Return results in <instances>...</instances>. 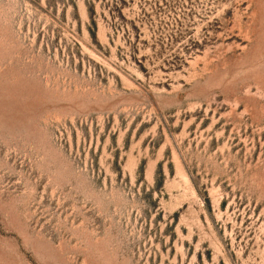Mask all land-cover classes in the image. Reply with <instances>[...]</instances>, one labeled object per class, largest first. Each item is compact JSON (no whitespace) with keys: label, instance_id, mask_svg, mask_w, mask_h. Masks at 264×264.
I'll return each instance as SVG.
<instances>
[{"label":"rangeland","instance_id":"374dc122","mask_svg":"<svg viewBox=\"0 0 264 264\" xmlns=\"http://www.w3.org/2000/svg\"><path fill=\"white\" fill-rule=\"evenodd\" d=\"M0 264H264V0H0Z\"/></svg>","mask_w":264,"mask_h":264}]
</instances>
